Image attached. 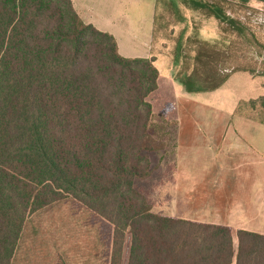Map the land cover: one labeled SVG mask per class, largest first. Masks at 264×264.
<instances>
[{
  "label": "trees",
  "instance_id": "16d2710c",
  "mask_svg": "<svg viewBox=\"0 0 264 264\" xmlns=\"http://www.w3.org/2000/svg\"><path fill=\"white\" fill-rule=\"evenodd\" d=\"M185 2L216 19L218 34L254 38L225 11L249 0ZM217 41L196 45L190 72L174 70L186 92L214 90L233 71L254 74L234 60L213 64L223 56ZM158 78L155 56H122L72 0H0V264H11L28 217L65 198L111 226L108 264H123L126 234L125 264H264V234L237 229L234 247L230 227L157 214L135 186L174 124L151 101ZM245 105L264 110V95L237 110ZM262 110L254 113L264 122Z\"/></svg>",
  "mask_w": 264,
  "mask_h": 264
},
{
  "label": "crops",
  "instance_id": "0c3cea01",
  "mask_svg": "<svg viewBox=\"0 0 264 264\" xmlns=\"http://www.w3.org/2000/svg\"><path fill=\"white\" fill-rule=\"evenodd\" d=\"M72 3L84 22L112 34L122 56H155L159 78L151 101L159 104L157 109L154 106L155 112L174 122L168 150L173 158L161 169L160 181V189L171 191V195L161 196L160 215L226 225L232 231L234 247L237 246V229L264 234V122L251 119L249 109L237 110L243 100L264 95V82L261 92L243 95L240 92L244 89L228 86L229 81L234 77L247 81L255 76L237 70L214 90L188 93L175 80L170 57L153 39L155 6L150 17L143 25L138 24V28L131 25L128 14L125 15L127 22L104 28L92 20H85L75 2ZM119 8L113 4L108 10L115 13ZM196 15L202 14L184 7L183 28L191 31V20ZM201 17L194 33L204 41H214L218 37L216 19ZM210 20H214L215 26L213 33L206 36L205 23ZM161 60L168 65L162 73L157 65ZM148 195L146 199L153 208L155 205Z\"/></svg>",
  "mask_w": 264,
  "mask_h": 264
},
{
  "label": "rangeland",
  "instance_id": "374dc122",
  "mask_svg": "<svg viewBox=\"0 0 264 264\" xmlns=\"http://www.w3.org/2000/svg\"><path fill=\"white\" fill-rule=\"evenodd\" d=\"M73 1L85 20H92L104 28L114 26L115 23L127 22L126 14L131 17V25L138 28V24L143 25L150 17L155 6L154 41L163 47V51L170 57L171 62L174 55H178L179 60L174 69L176 73L192 70L194 66L192 57L196 45L202 42V39L194 33L202 15L192 17L191 31L190 28H183L182 18L186 0H157L156 5L155 0ZM113 4L120 7L118 11H114L115 13L108 10V7ZM123 6H125L124 9ZM225 11L228 15L246 23L254 38L249 43L230 30L220 31L218 41L213 48L215 51L222 52L223 56L215 55L212 59L213 64L222 65L234 60L238 65L254 66L255 77L247 81H244L243 77H234L229 81L228 86L244 89L240 92L243 95L261 92V83L264 82V1L249 0L246 4L230 2ZM214 26V20L205 23L204 35L210 36ZM220 27L219 30L225 26L220 25ZM179 44L181 50L178 48ZM157 65L161 73L167 70L168 65H165V60L159 61ZM226 66L228 71L232 69L231 66ZM154 103L157 109L159 104L156 101ZM247 107L249 106H243L240 111H248ZM255 110L262 109L257 106ZM254 112H252L251 119H257ZM171 130L173 134V127ZM172 137L164 140L161 149L149 152L150 173L147 177L135 181V186L145 197L146 194L150 195L151 202L155 205L151 209L159 214H161V196L171 195V191L160 189V181L161 169L166 167L173 158L168 151ZM110 236L111 226L107 222L77 201L65 198L28 217L11 264H108ZM128 246L129 235L126 234L123 244V264L127 257Z\"/></svg>",
  "mask_w": 264,
  "mask_h": 264
}]
</instances>
